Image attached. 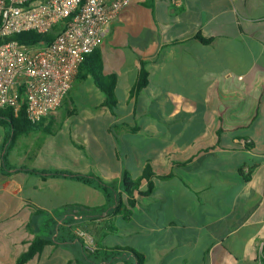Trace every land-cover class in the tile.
Wrapping results in <instances>:
<instances>
[{
	"label": "crops",
	"instance_id": "1",
	"mask_svg": "<svg viewBox=\"0 0 264 264\" xmlns=\"http://www.w3.org/2000/svg\"><path fill=\"white\" fill-rule=\"evenodd\" d=\"M97 48L103 73L116 75L113 111L78 72L43 118L48 132L9 138L0 125V264L27 251L40 223L35 211L105 202H91L98 189L50 174L88 175L72 162L89 145L95 176L106 182L120 184L124 172L137 178L146 164L154 172L151 192H134L128 219L96 221L93 249L130 247L141 264H264V0H131ZM141 63L147 83L133 94ZM79 89L95 101L73 102ZM65 130L70 142L56 151ZM25 139L38 145L32 161L9 163L11 145ZM40 155L52 161L36 164ZM110 219L116 231L99 238ZM75 242L44 245L24 264H78Z\"/></svg>",
	"mask_w": 264,
	"mask_h": 264
},
{
	"label": "built area",
	"instance_id": "2",
	"mask_svg": "<svg viewBox=\"0 0 264 264\" xmlns=\"http://www.w3.org/2000/svg\"><path fill=\"white\" fill-rule=\"evenodd\" d=\"M131 0H0V109L17 115L19 89L24 93L25 115L37 122L55 111L69 92L83 56L97 48L109 25ZM63 21L48 43L25 45L7 37L47 32ZM85 248L93 236L74 231Z\"/></svg>",
	"mask_w": 264,
	"mask_h": 264
},
{
	"label": "trees",
	"instance_id": "3",
	"mask_svg": "<svg viewBox=\"0 0 264 264\" xmlns=\"http://www.w3.org/2000/svg\"><path fill=\"white\" fill-rule=\"evenodd\" d=\"M63 27V21L54 24L47 32L38 34L34 31H25L13 34L6 39H15L21 44L37 45L39 43H50L56 33ZM207 42V39H202ZM83 76H89L95 86L102 92L104 96V105L111 111L116 108V98L114 87L116 82V75L104 74L102 71V61L99 55L98 48L93 49L90 53L85 54L81 63L79 64L77 73ZM147 83V72L141 63V68L138 75V80L132 89V93L136 94ZM264 90V84L261 86L260 93ZM18 99L20 108L17 115H14L12 109L6 107L0 109V125L7 129L9 138L19 134L27 133L28 131L43 128L45 132L49 131L46 126L43 127V119L37 122H30L25 115L24 93L22 88L19 89ZM52 175H66L87 184L93 188L100 190L105 196V202L101 205H82L71 204L65 205L61 209H56L52 213H45L42 210L35 211L39 215L40 223L38 229L34 230V238L29 245L27 251L22 253L14 264H24L36 252H38L44 245H68L74 240L80 242L81 252L77 254L75 261L78 264H111L113 262H121L122 264H141L143 262V255L137 253L130 247L113 246V247H96L95 249L85 248L82 239L74 233L73 226L83 223H93L97 228V222L104 217H112L120 215L123 219H128L131 214V209L136 203L134 192L140 195H147L153 188L152 177L154 172L150 165H145L141 174L137 178H132L128 172H124L118 187H111L102 178L95 175H80L74 173H65L54 171ZM168 176V175H164ZM146 182V189L139 190L141 181ZM124 198V200H123ZM71 211L70 217L64 215ZM101 233L99 238L107 233L116 231L112 220H105L103 226L99 228Z\"/></svg>",
	"mask_w": 264,
	"mask_h": 264
},
{
	"label": "rangeland",
	"instance_id": "4",
	"mask_svg": "<svg viewBox=\"0 0 264 264\" xmlns=\"http://www.w3.org/2000/svg\"><path fill=\"white\" fill-rule=\"evenodd\" d=\"M71 98H72V101L75 102V103L93 102V101H95V99H91L90 97H88V92L87 91H83L82 89H79L78 97H71ZM72 119H74V118L70 117V120H72ZM33 135H35V134H33ZM32 136H30V137H32ZM26 141H27L26 139L23 140V142L21 144H19L18 148L17 147L14 148V145H11L12 148H11V150H8V157L6 158L9 163L18 164V162H21V163L23 162L24 165H27L28 162L32 161V159H28V158H31V156H32L31 152L34 151L35 149H37L38 145L37 144L32 145V144H29L30 142L28 143ZM54 141L57 142V144L54 145V149H56V151H58V149H62V147L59 146V144L63 145L65 143L66 146L69 144L70 135L67 132V130L59 132L58 134H56V136L54 138ZM83 151L85 153V157L87 158V162H86V158L81 159L77 163H75L73 161L72 162V168L73 169H77V170H81V171L89 172L88 175H92V174L96 175V174H98L97 173L98 169H94V167L92 166V164L95 161V158L93 156L94 152H92L91 145H89L87 147V149L83 150ZM19 155H20L21 158H23V161H19ZM44 160L51 162L52 158L51 157H46L44 155H40L39 158L34 159L36 164H38L39 162H42ZM55 161L57 163L60 162L62 164L68 162L67 159H66V162H65L64 159H61V158H58V157L55 158ZM106 183H108L111 187H114V188L119 186V183L116 180V177H113V179L107 181ZM104 199H105V196L103 195V193L100 190H97V194H96V196L93 197V199H91V202L93 204H99V203L103 202ZM77 228H81V229L87 231L89 234H91L93 236V241L96 240L95 239V237H96V233H95L96 232V227L94 226L93 223H88V225H86V226L82 225V226H79ZM75 243H76L77 247L80 246V242L79 241H77ZM93 245H94V242H93Z\"/></svg>",
	"mask_w": 264,
	"mask_h": 264
}]
</instances>
